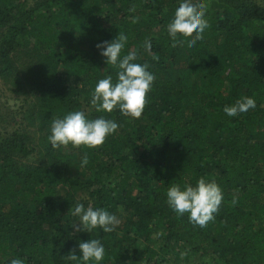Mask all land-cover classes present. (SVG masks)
Listing matches in <instances>:
<instances>
[{"label": "trees", "instance_id": "obj_1", "mask_svg": "<svg viewBox=\"0 0 264 264\" xmlns=\"http://www.w3.org/2000/svg\"><path fill=\"white\" fill-rule=\"evenodd\" d=\"M181 2L0 0V80L25 93L22 118L37 122L0 131V264H83L67 257L91 239L105 249L99 264H264V0H205L210 27L192 48L172 47L167 31ZM119 32L128 37L121 58L135 51L155 76L140 119L90 103L100 79L117 82L96 45ZM243 97L256 107L223 111ZM73 111L119 129L97 149H54L52 121ZM200 177L224 197L204 228L166 197ZM78 203L120 224L75 231Z\"/></svg>", "mask_w": 264, "mask_h": 264}, {"label": "clouds", "instance_id": "obj_2", "mask_svg": "<svg viewBox=\"0 0 264 264\" xmlns=\"http://www.w3.org/2000/svg\"><path fill=\"white\" fill-rule=\"evenodd\" d=\"M208 4L205 0H182L179 7L175 10L174 19L168 24L167 31L173 43L172 47L192 48L198 40H203L204 31L210 27L206 19ZM136 6L133 5L129 11L134 12ZM139 17H132V23H137ZM191 38L181 40L178 37ZM128 37L119 32V35L113 41H103L96 47L102 49L101 55L106 57V63L119 69L117 72V82L113 83V78L108 75L100 79L95 86L91 96V105L97 112L112 113L114 110L132 119H140L145 107L149 103L148 94L152 90L155 80L153 73L148 71L149 65L134 63L138 59L135 51H130L121 58L122 50L127 43ZM147 51L154 60L159 57L151 51V41L144 43ZM256 107V101L252 97H243L232 106H225L223 111L230 117L237 116L240 113H246ZM119 124L112 119H106L103 116L96 119H88L85 112H69L62 119L57 118L52 121L51 134L48 140L54 149L63 147L68 150V146L73 148L85 147L88 149H97L104 145L107 138L117 132ZM89 163V157L85 154L81 159V167ZM167 203L169 207L179 216L185 213L189 214L190 222L195 226L204 228L209 222L215 219V214L220 210L223 201V192L215 180H207L200 177L195 186L186 184L183 189L179 184H173L166 192ZM237 203L233 198L232 204ZM73 216L79 217V225L72 224L75 231L92 232L93 229L100 228L104 232H113L120 224V220L110 214L104 208L93 209L89 206L87 209L84 204L78 203ZM162 235V233H161ZM79 249L82 255L77 256L73 249L67 259L71 261H83V264H99L104 260L105 249L98 239L80 242ZM10 264H24L19 258H14Z\"/></svg>", "mask_w": 264, "mask_h": 264}, {"label": "rangeland", "instance_id": "obj_3", "mask_svg": "<svg viewBox=\"0 0 264 264\" xmlns=\"http://www.w3.org/2000/svg\"><path fill=\"white\" fill-rule=\"evenodd\" d=\"M261 2V0H256ZM25 93L14 89L7 83L0 80V131H13L20 127L26 126L28 131H33L37 126L32 119H23V108H28L27 103H24ZM34 100V99H33ZM34 105V104H33Z\"/></svg>", "mask_w": 264, "mask_h": 264}]
</instances>
